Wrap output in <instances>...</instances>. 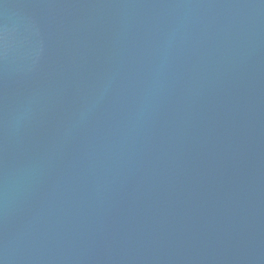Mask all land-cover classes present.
Masks as SVG:
<instances>
[{
	"label": "water",
	"instance_id": "1",
	"mask_svg": "<svg viewBox=\"0 0 264 264\" xmlns=\"http://www.w3.org/2000/svg\"><path fill=\"white\" fill-rule=\"evenodd\" d=\"M0 264H264V0H0Z\"/></svg>",
	"mask_w": 264,
	"mask_h": 264
}]
</instances>
